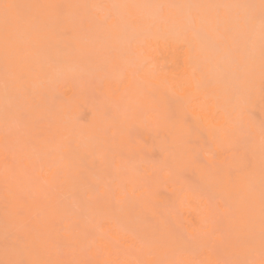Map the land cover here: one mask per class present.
I'll use <instances>...</instances> for the list:
<instances>
[{"label": "bare ground", "instance_id": "1", "mask_svg": "<svg viewBox=\"0 0 264 264\" xmlns=\"http://www.w3.org/2000/svg\"><path fill=\"white\" fill-rule=\"evenodd\" d=\"M262 161L260 0H0V264H262Z\"/></svg>", "mask_w": 264, "mask_h": 264}, {"label": "snow or ice", "instance_id": "2", "mask_svg": "<svg viewBox=\"0 0 264 264\" xmlns=\"http://www.w3.org/2000/svg\"><path fill=\"white\" fill-rule=\"evenodd\" d=\"M3 7L5 8V10L11 9V8H15V5H11V4H5L3 5ZM260 8H261V25H262V29H264V0H260ZM149 111H155L154 109H146L143 111H140L138 113L135 114V118L139 121H147L148 119V113ZM157 116L162 115V113L156 112ZM133 131L132 128L128 129V133L131 134V132ZM190 159L192 160V162H199L200 161V154L199 153H195L193 152L190 156ZM262 184H264V161H262ZM213 198V194L209 195V199L211 200ZM262 205H264V190H262ZM213 220L211 215L209 216L208 221L206 222V224L204 225V228L206 229V231L204 232V235L211 239V237L214 234L215 228L213 227ZM176 240L177 242H182V241H186L188 239V237L186 236V234L184 233H180L177 232L176 233ZM262 264H264V262H262Z\"/></svg>", "mask_w": 264, "mask_h": 264}, {"label": "rangeland", "instance_id": "3", "mask_svg": "<svg viewBox=\"0 0 264 264\" xmlns=\"http://www.w3.org/2000/svg\"><path fill=\"white\" fill-rule=\"evenodd\" d=\"M58 82L60 83L61 81H58ZM75 91H79V92H81L82 95H84V96H90L91 94H94V92L92 91V89L89 88V87H87V86L82 87L81 90H78L77 88H75ZM59 95H61V94H59ZM60 97H61V96H60ZM154 155H155V156H153L152 158H153V159H156V158H157V157H156V156H157V152H156V151L154 152ZM156 160H157V159H156ZM184 174H187V172L184 171ZM184 174H183V175H184ZM183 175H182V177H183V178H186L185 181L188 180V182H190L191 180H193L192 177L188 176L189 173H188V175H186L185 177H184ZM187 178H188V179H187ZM190 178H191V179H190ZM146 179H147V178H146ZM191 182H192V181H191ZM193 183H194V182H193ZM193 183H192V185L196 184V183H194V184H193ZM147 184H148V183L146 182V185H147ZM189 184H190V183H189ZM192 185H191V186H192ZM196 185H197V184H196ZM197 186H200V185L198 184ZM195 187H196V186H195ZM158 192H161V193L165 194V192H164L163 190H161V189H160ZM156 203H157V201L155 202V204H156ZM158 205H159V204H158ZM166 220L169 221V219H166ZM170 221H171V220H170ZM165 222H166V221H165ZM168 223L171 224V225H173L172 222H167V224H168ZM165 224H166V223H165ZM172 227H173L174 230H176L177 232L184 233L183 231H181V228H178V227H175V226H172ZM187 237H188V236H187ZM186 241H188V239H187ZM215 247H216V249L220 248V247H217V246H215ZM220 250H221V248L219 249V251H220ZM213 252L215 253L216 251L214 250ZM62 253H63V252H62ZM62 253H61V254H62ZM220 253H221V252H220ZM220 253H218V251H217V255H218V256H219ZM215 254H216V253H215ZM221 254H222V253H221ZM63 255H64V254H63ZM220 256H221V261H222V256H223V255H220ZM216 257H217V256H216ZM218 258H219V257H218ZM223 258H225V257H223ZM219 260H220V259H219Z\"/></svg>", "mask_w": 264, "mask_h": 264}]
</instances>
